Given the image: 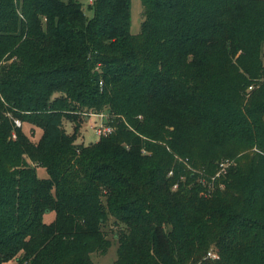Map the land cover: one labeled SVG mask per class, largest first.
<instances>
[{
    "label": "trees",
    "instance_id": "obj_1",
    "mask_svg": "<svg viewBox=\"0 0 264 264\" xmlns=\"http://www.w3.org/2000/svg\"><path fill=\"white\" fill-rule=\"evenodd\" d=\"M140 2L0 0V264H264V0Z\"/></svg>",
    "mask_w": 264,
    "mask_h": 264
},
{
    "label": "rangeland",
    "instance_id": "obj_2",
    "mask_svg": "<svg viewBox=\"0 0 264 264\" xmlns=\"http://www.w3.org/2000/svg\"><path fill=\"white\" fill-rule=\"evenodd\" d=\"M86 1H85V6H84V12L86 16L91 17L92 16V11L88 10L86 8ZM143 6L140 2V0H131V27H130V33L132 35H137L140 32V25L141 22L143 21ZM264 62V61H263ZM81 117V125L80 129L77 134L76 138V144H83V145H88L90 143H94L98 140V136L95 134V132L89 128L90 125H95L97 124V119L96 118H89L88 122L85 121V118L83 116ZM104 121V120H103ZM73 126L74 124L69 121V120H63V127L65 130V133L71 135L73 132ZM24 132L31 138L32 141H37V139L40 137V130L37 128H34L32 126L25 125L23 127ZM177 161H181L178 157H176ZM234 160L231 159H224L221 160L220 163H226V164H232ZM184 162H187L185 159ZM38 174L40 177L44 176V173L42 174V171L38 170ZM54 217V214H47L44 217V222L49 223ZM107 238L110 240V247L107 250L105 254H100V253H94L91 255V260L94 264H111L116 260V249H117V242L116 239L113 238V233L109 230L106 231ZM210 258H215L214 251L210 250L209 251ZM208 256V254H207Z\"/></svg>",
    "mask_w": 264,
    "mask_h": 264
},
{
    "label": "built area",
    "instance_id": "obj_3",
    "mask_svg": "<svg viewBox=\"0 0 264 264\" xmlns=\"http://www.w3.org/2000/svg\"><path fill=\"white\" fill-rule=\"evenodd\" d=\"M92 1L93 0H88L89 3H91ZM253 88H254L253 85L249 86L247 88V90H246L247 93H249L250 91H252ZM84 117H86L85 118V121H87V122H88L89 118H93L94 117V118L97 119V121H98L97 124L90 125L89 128L92 129L98 137L107 136V135H109V134H111L113 132V127H111V126H109V125L106 124L107 123V120H108V117H107L106 114H104V113H100V114H93V113L92 114L91 113L90 114H83V118ZM13 122H14V125L16 127H20V122L19 121L14 120ZM12 138L14 139L15 136L12 135ZM228 165L229 164H226V163H220L219 164L220 170H219V172L217 173L216 176H218L221 172H223L224 169H225V167L228 166ZM200 182L203 183L204 181L202 180ZM208 256H210L209 253H208Z\"/></svg>",
    "mask_w": 264,
    "mask_h": 264
}]
</instances>
